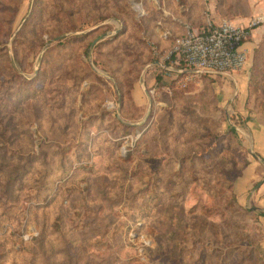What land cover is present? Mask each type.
Wrapping results in <instances>:
<instances>
[{"label":"rangeland","instance_id":"374dc122","mask_svg":"<svg viewBox=\"0 0 264 264\" xmlns=\"http://www.w3.org/2000/svg\"><path fill=\"white\" fill-rule=\"evenodd\" d=\"M259 17L264 0H0V264H263L264 21L239 70L169 54L187 26Z\"/></svg>","mask_w":264,"mask_h":264},{"label":"built area","instance_id":"2783aa9c","mask_svg":"<svg viewBox=\"0 0 264 264\" xmlns=\"http://www.w3.org/2000/svg\"><path fill=\"white\" fill-rule=\"evenodd\" d=\"M264 21L258 18L249 26L223 20L219 24L208 21L206 26L176 37L169 54L174 56L176 71L198 74L200 72L225 74L241 69L246 62L244 39L249 27Z\"/></svg>","mask_w":264,"mask_h":264},{"label":"crops","instance_id":"0c3cea01","mask_svg":"<svg viewBox=\"0 0 264 264\" xmlns=\"http://www.w3.org/2000/svg\"><path fill=\"white\" fill-rule=\"evenodd\" d=\"M263 139V142H264V131L263 130H254V142L256 144V146H259V143L260 141ZM260 153V154H259ZM257 154H255V156L259 159H261V161L263 160L264 161V144H263V153L259 152ZM246 173V172H245ZM245 175V174H244ZM260 189V187H259ZM242 194L240 193L238 195V197L240 198Z\"/></svg>","mask_w":264,"mask_h":264},{"label":"trees","instance_id":"16d2710c","mask_svg":"<svg viewBox=\"0 0 264 264\" xmlns=\"http://www.w3.org/2000/svg\"><path fill=\"white\" fill-rule=\"evenodd\" d=\"M206 24H207V23H206ZM206 24H205L204 26H206ZM184 34H185V32H184V33H180V34H178L177 36H175L174 39L172 40V43H171L170 47L173 45V42H174V40H175L176 37L182 36V35H184ZM230 130H231L232 133H235V129H234L233 127H231ZM261 215H263V214H261ZM263 260H264V258H263ZM263 260H262V261H263ZM262 263L264 264V261H263Z\"/></svg>","mask_w":264,"mask_h":264}]
</instances>
